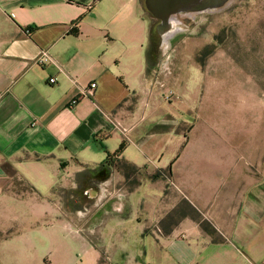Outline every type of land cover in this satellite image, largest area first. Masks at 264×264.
<instances>
[{"label":"crops","instance_id":"1","mask_svg":"<svg viewBox=\"0 0 264 264\" xmlns=\"http://www.w3.org/2000/svg\"><path fill=\"white\" fill-rule=\"evenodd\" d=\"M147 13L141 0H0V232L12 231L0 264H44L40 249H58L71 229L59 188L85 189V212L107 217L100 243L140 264H264L250 118L220 116L197 140L187 106L155 86ZM107 153L139 183L104 176Z\"/></svg>","mask_w":264,"mask_h":264},{"label":"rangeland","instance_id":"2","mask_svg":"<svg viewBox=\"0 0 264 264\" xmlns=\"http://www.w3.org/2000/svg\"><path fill=\"white\" fill-rule=\"evenodd\" d=\"M141 2L145 6L144 0ZM145 11L148 12L146 8ZM147 15L151 22L148 51L156 62L153 80L157 90L171 102L176 100L187 106L194 117L197 140L206 138L207 131L210 132L220 116L235 119L236 123L250 118V132L245 133L246 137L244 134L243 143L246 149L251 142L259 145L262 153L252 162V172L262 174L264 0H232L219 11L179 15L173 21L174 34L168 39L158 31L160 22ZM116 174L122 176L119 172ZM142 176V172L134 174L130 180L122 176V186L131 189ZM84 190L76 193L59 188L57 191L55 199L62 207L61 216L69 218L71 229H58L61 233L58 249H40L44 264L143 263L142 259L134 260L131 251L116 250L104 235L105 242L100 243L98 226L107 217L99 212L90 218L85 212L88 197ZM11 234L12 231L3 236L9 238ZM86 238L92 242L84 240ZM129 248H137L136 238Z\"/></svg>","mask_w":264,"mask_h":264},{"label":"water","instance_id":"3","mask_svg":"<svg viewBox=\"0 0 264 264\" xmlns=\"http://www.w3.org/2000/svg\"><path fill=\"white\" fill-rule=\"evenodd\" d=\"M148 13L160 22L158 31L165 39L172 34V21L179 15L215 12L232 0H144Z\"/></svg>","mask_w":264,"mask_h":264},{"label":"trees","instance_id":"4","mask_svg":"<svg viewBox=\"0 0 264 264\" xmlns=\"http://www.w3.org/2000/svg\"><path fill=\"white\" fill-rule=\"evenodd\" d=\"M148 58L150 61L152 60L150 51H148ZM124 148H125V144H123V146L121 147L120 153L124 150ZM101 170H103L104 176H106L107 174H110V172L116 170L117 172L122 174V176L125 178V180H130L134 174H136L140 171L135 166H133V165H131L125 161H121L118 159V157H114V156L110 155L109 153H107L106 161L101 165ZM5 238L6 237L3 236V234H0V240L5 239Z\"/></svg>","mask_w":264,"mask_h":264},{"label":"built area","instance_id":"5","mask_svg":"<svg viewBox=\"0 0 264 264\" xmlns=\"http://www.w3.org/2000/svg\"><path fill=\"white\" fill-rule=\"evenodd\" d=\"M49 60H50L49 55H48L47 53H44V54L40 57L39 62H40V63H48ZM51 83L54 84V83H55V80H52ZM95 88H96V85L93 84V85L91 86V89H90L89 91H87V93L92 94V91H93Z\"/></svg>","mask_w":264,"mask_h":264},{"label":"bare ground","instance_id":"6","mask_svg":"<svg viewBox=\"0 0 264 264\" xmlns=\"http://www.w3.org/2000/svg\"><path fill=\"white\" fill-rule=\"evenodd\" d=\"M173 21H174V20H173ZM173 21H172V30L174 31L175 27H174V23H173ZM176 28H177V27H176ZM173 34H174V32H173ZM173 34H172V35H173ZM172 35H171L170 37H172ZM170 37H169V38H170Z\"/></svg>","mask_w":264,"mask_h":264}]
</instances>
